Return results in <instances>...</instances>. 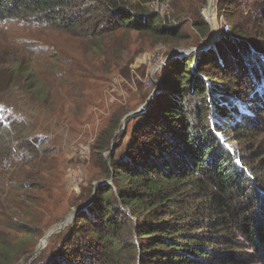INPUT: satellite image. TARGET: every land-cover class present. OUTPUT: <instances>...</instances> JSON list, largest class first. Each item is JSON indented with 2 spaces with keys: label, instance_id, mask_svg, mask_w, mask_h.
<instances>
[{
  "label": "trees",
  "instance_id": "trees-1",
  "mask_svg": "<svg viewBox=\"0 0 264 264\" xmlns=\"http://www.w3.org/2000/svg\"><path fill=\"white\" fill-rule=\"evenodd\" d=\"M161 1L167 15L149 0H0V23L61 31L88 57L98 49L100 60L118 54L111 40L121 53L127 50L131 32L178 49L188 47L190 25L192 45L207 46L213 31L202 11L209 0ZM216 2L230 32H221L208 51L171 58L160 78L163 90L124 127L135 109L115 110L92 144L99 174L77 185L80 194L73 193L68 206L91 201L94 182L112 184L97 186L91 205L38 256L33 253L45 233L13 219L7 230L0 225V264L24 258L23 264L264 263V0ZM14 63L4 83L23 73ZM8 84L23 87L19 77ZM3 104L2 157L18 154L24 169L31 168L10 192L22 189L18 185L29 190L34 173L46 169L48 152L38 149L36 123Z\"/></svg>",
  "mask_w": 264,
  "mask_h": 264
},
{
  "label": "rangeland",
  "instance_id": "rangeland-1",
  "mask_svg": "<svg viewBox=\"0 0 264 264\" xmlns=\"http://www.w3.org/2000/svg\"><path fill=\"white\" fill-rule=\"evenodd\" d=\"M147 5L162 15L169 13V7L161 0H149ZM214 5L218 14L217 2ZM216 21L219 25L218 39L222 22L227 24L228 21L219 16ZM187 28L192 38L188 47L173 49L162 44L154 46L149 38H139L135 32H131L126 41L127 50L121 53L123 47L116 40H111L109 47L118 48V54H114L113 59L110 52L106 59L100 60L98 49L88 57L81 50L78 40L61 31L50 27L0 23V103L4 102L8 109L19 108L31 123H36L40 132L36 136L38 149L41 153L48 152L43 161L46 169L34 173L33 183L30 184L32 189L18 185L23 190L10 192L16 186L15 181L25 177L31 168L26 166L24 169L18 154L3 159L0 150L2 230H7L4 225L10 224V219H13L22 226L36 230L37 234L45 233L42 240L54 225L76 209L68 206L73 193L80 194L81 186L78 187L73 179L83 178L80 183L85 181V184L82 183L85 186L99 174L91 157L92 144L99 133L108 127L115 110L131 106L136 111L144 106L151 95L155 98L163 90L160 78L167 73L168 61L173 57L182 58L178 52L199 48L192 45L195 42L192 26L191 29L190 25ZM161 61L164 62L163 69L159 66ZM14 62L20 63L23 73L21 76L10 74L8 81L19 77L23 87L10 85L8 81L4 83L7 74L15 70ZM0 116L5 117L2 112ZM121 130L116 132L112 145ZM232 144L238 147L235 141ZM114 150L115 146L112 148ZM83 151H86V158L82 156ZM90 161H93L92 165ZM22 193L26 196H22V202L18 203L16 198ZM13 206L20 208L12 210ZM16 213L18 217H15ZM29 221L33 223L29 225ZM252 264L264 263L259 261Z\"/></svg>",
  "mask_w": 264,
  "mask_h": 264
},
{
  "label": "water",
  "instance_id": "water-1",
  "mask_svg": "<svg viewBox=\"0 0 264 264\" xmlns=\"http://www.w3.org/2000/svg\"><path fill=\"white\" fill-rule=\"evenodd\" d=\"M215 2H216V0H211V2L209 1V4H208V6H209L208 7V10H209L208 22L212 26L213 36L208 41L207 46L199 47L197 49H191L188 52H178L179 56L184 57V56H186L188 54H191V53L193 54V53L202 52V51L208 49L210 47V45L213 43V41L217 38L218 31L216 29V26L214 25V21H213V18H212ZM159 87H161V86H159ZM153 96L154 95H151V97L147 100V102H145L144 106H142L141 108H139L136 111L130 112V114L127 115L124 118V120L122 122V125L124 126L125 121L127 119H129L131 117H134V116H138V115L142 114L144 111H146L150 107V104L152 103V101L154 99ZM111 182H112V180H100L98 182H95V184H94L95 185V190H94L93 197H92L91 201H89L86 204H83L79 208L74 209L67 217H65V219L63 221H61L60 223L54 225V228H52L47 233V235L40 241V243L37 245V248L35 249V252L33 253V256L35 257V256L39 255L47 247L46 244L52 237H54L58 233H61L66 228L71 226V224L74 222L75 217L77 215H79L82 211H84L86 208H88L91 205V203L93 202V200L95 199L96 194H97V190H96L97 186L111 184ZM20 264H23V261H21Z\"/></svg>",
  "mask_w": 264,
  "mask_h": 264
},
{
  "label": "built area",
  "instance_id": "built-area-1",
  "mask_svg": "<svg viewBox=\"0 0 264 264\" xmlns=\"http://www.w3.org/2000/svg\"><path fill=\"white\" fill-rule=\"evenodd\" d=\"M202 14L204 15V17L206 18V20H208V15H209V10L207 9V10H203L202 11ZM212 18L214 19H216L217 18V14H216V12H215V10L213 11V16H212ZM223 21V20H222ZM222 27H221V32H223V34H227V33H229L230 32V30H231V26L230 25H228V23L226 24V23H223L222 22ZM159 66H160V68L161 69H163V67H164V62L163 61H161V63L159 64ZM160 69V70H161ZM151 83V82H150ZM82 156L84 157V158H86L87 157V154H86V151L84 152L83 151V153H82ZM76 175V174H75ZM83 178H80V177H76V178H74L73 179V181L75 182V184L76 185H79L80 184V181L82 180Z\"/></svg>",
  "mask_w": 264,
  "mask_h": 264
},
{
  "label": "bare ground",
  "instance_id": "bare-ground-1",
  "mask_svg": "<svg viewBox=\"0 0 264 264\" xmlns=\"http://www.w3.org/2000/svg\"><path fill=\"white\" fill-rule=\"evenodd\" d=\"M210 2H211V0H209ZM213 21L217 24V21H216V19L214 18L213 19ZM215 25V24H214ZM218 25V24H217ZM217 25H215L216 26V29H217V31L219 30V25L217 26Z\"/></svg>",
  "mask_w": 264,
  "mask_h": 264
}]
</instances>
